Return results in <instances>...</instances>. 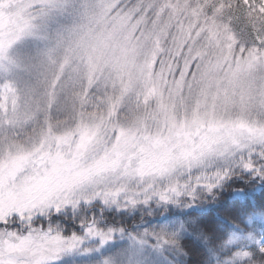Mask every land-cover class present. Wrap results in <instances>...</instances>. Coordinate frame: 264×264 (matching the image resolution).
I'll return each instance as SVG.
<instances>
[{
  "label": "snow or ice",
  "instance_id": "1",
  "mask_svg": "<svg viewBox=\"0 0 264 264\" xmlns=\"http://www.w3.org/2000/svg\"><path fill=\"white\" fill-rule=\"evenodd\" d=\"M0 264H264V0H0Z\"/></svg>",
  "mask_w": 264,
  "mask_h": 264
},
{
  "label": "trees",
  "instance_id": "2",
  "mask_svg": "<svg viewBox=\"0 0 264 264\" xmlns=\"http://www.w3.org/2000/svg\"><path fill=\"white\" fill-rule=\"evenodd\" d=\"M109 219H111V217H109ZM138 220H139V216L138 215L135 218H128L126 226L134 224V223L138 222Z\"/></svg>",
  "mask_w": 264,
  "mask_h": 264
}]
</instances>
